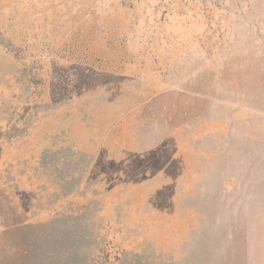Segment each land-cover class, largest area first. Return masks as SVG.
<instances>
[{"label": "rangeland", "instance_id": "rangeland-1", "mask_svg": "<svg viewBox=\"0 0 264 264\" xmlns=\"http://www.w3.org/2000/svg\"><path fill=\"white\" fill-rule=\"evenodd\" d=\"M262 85L264 0H0V264H264Z\"/></svg>", "mask_w": 264, "mask_h": 264}, {"label": "bare ground", "instance_id": "bare-ground-1", "mask_svg": "<svg viewBox=\"0 0 264 264\" xmlns=\"http://www.w3.org/2000/svg\"><path fill=\"white\" fill-rule=\"evenodd\" d=\"M237 35H239V34H237ZM244 47H245L244 44H243V45H239V44H238V45L236 46V51H237V52L243 51V50H244ZM262 86H264V85H262ZM262 89H263V88H262ZM263 91H264V89H263ZM263 100H264V97H263ZM250 113H251V112H250ZM225 114H226V113H225ZM259 114H260V113H259ZM243 138H244V137H243ZM246 139H249V138H246Z\"/></svg>", "mask_w": 264, "mask_h": 264}]
</instances>
